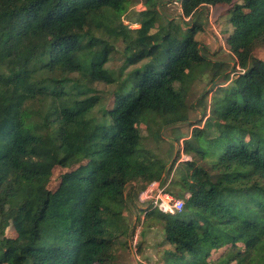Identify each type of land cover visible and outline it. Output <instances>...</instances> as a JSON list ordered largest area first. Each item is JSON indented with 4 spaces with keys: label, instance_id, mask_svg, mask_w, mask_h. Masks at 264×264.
<instances>
[{
    "label": "trees",
    "instance_id": "1",
    "mask_svg": "<svg viewBox=\"0 0 264 264\" xmlns=\"http://www.w3.org/2000/svg\"><path fill=\"white\" fill-rule=\"evenodd\" d=\"M132 2L0 0V264L113 263L126 186L167 171L140 125L161 138L189 122L195 75L211 71L210 84L226 73L195 38L204 5L228 6L240 69L197 100L211 93L204 124L183 140L182 210L146 216L172 246L163 264H208L224 246L210 264H264V59L253 52L264 47V0H181L180 22L144 0L135 28L122 20ZM118 42L124 61L112 70ZM97 83L111 88L105 106ZM9 225L15 237L2 235Z\"/></svg>",
    "mask_w": 264,
    "mask_h": 264
},
{
    "label": "rangeland",
    "instance_id": "2",
    "mask_svg": "<svg viewBox=\"0 0 264 264\" xmlns=\"http://www.w3.org/2000/svg\"><path fill=\"white\" fill-rule=\"evenodd\" d=\"M161 1L164 2V5L161 7L162 15L176 22H180L181 12L178 9V5L174 3V0ZM234 1L238 2L240 0ZM141 2L144 3V0H133L127 11L122 15L123 22L131 25L132 28H135L137 15L143 6ZM227 12L228 6H201L195 18L203 28L196 33L195 38L199 43L208 48V56L210 59L225 63V67L227 68L224 74L226 75L225 77L228 74L229 77H232L234 71H238L240 68L235 66V70L231 72V69H234L233 63L236 59L226 42L230 32V25L227 21L229 13ZM188 22L189 19L186 17L184 24ZM116 46V51L112 53L107 63V66L112 70H117L124 61V56L121 52L123 47L122 43L118 42ZM253 52L258 57L264 59V47L262 45L256 46ZM229 65L232 68H228ZM223 76L209 84L211 71H205L204 73H197L195 75L193 81L187 88L185 97L189 105V122L163 128L161 130V138L153 137L152 129L150 131L146 129L145 125H140L144 146L150 149L151 153L158 160L166 163L167 171L164 180L162 182L158 181L161 186L165 187L173 195H188L182 187V177L185 172V166L183 164L185 160L181 156L180 151L182 148L180 146V140L189 137L193 127H201L204 124L205 118L210 113L211 93L201 102H197V100L203 91L215 88L219 84L225 86L228 82V77L223 79ZM94 87L104 96V106L108 104L111 88L101 83L94 84ZM97 114L99 115V113ZM156 126L152 125V128L155 129ZM182 154L192 159L191 155L184 152ZM197 161L203 164V161ZM60 172L61 170L58 167L54 168L49 178L48 186L55 187ZM145 183V181H134L126 186L125 193L128 195L127 209L124 208L121 213L122 222L126 225V230L115 239L113 247L115 258L112 264H163L164 255L167 251L172 250V246L164 240L161 223L151 216H146V213H144L145 209L137 199V195ZM154 212L157 213V210H154ZM136 230L138 231L139 239L137 245L134 247L132 237ZM2 235L15 237L16 231L13 226L9 225L2 232ZM226 250L227 246L212 250L208 264H210L211 260L217 259ZM231 264H234V262Z\"/></svg>",
    "mask_w": 264,
    "mask_h": 264
},
{
    "label": "built area",
    "instance_id": "3",
    "mask_svg": "<svg viewBox=\"0 0 264 264\" xmlns=\"http://www.w3.org/2000/svg\"><path fill=\"white\" fill-rule=\"evenodd\" d=\"M174 3L178 5V9L181 12V0H174ZM141 5L143 6L139 10V12L145 9L143 2H141ZM129 26L132 27L131 25ZM136 26H138L137 23L135 27ZM183 140V138L180 140L181 148L183 145ZM180 152L184 160H191L190 157L182 154V149ZM137 199L145 209L144 213H146L148 210H157V212L165 214H175L177 212H180L183 208L182 206L184 205V199L182 197L173 195V193L168 191L165 187L161 186L159 181H151L145 183L141 187L137 195ZM138 239V231L136 230L132 237V243L134 247L137 245Z\"/></svg>",
    "mask_w": 264,
    "mask_h": 264
}]
</instances>
